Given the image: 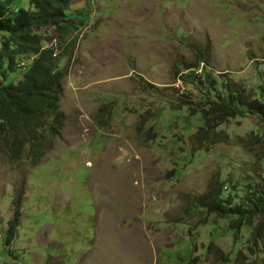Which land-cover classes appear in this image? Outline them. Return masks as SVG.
<instances>
[{
  "label": "rangeland",
  "instance_id": "obj_1",
  "mask_svg": "<svg viewBox=\"0 0 264 264\" xmlns=\"http://www.w3.org/2000/svg\"><path fill=\"white\" fill-rule=\"evenodd\" d=\"M70 9V39L38 30L63 53L64 125L39 152H0V264H264L260 217L239 226L203 207L219 185L234 206L264 182V115L246 109L207 133L233 90L246 103L264 92V0ZM17 62L0 65V83L31 60Z\"/></svg>",
  "mask_w": 264,
  "mask_h": 264
},
{
  "label": "trees",
  "instance_id": "obj_2",
  "mask_svg": "<svg viewBox=\"0 0 264 264\" xmlns=\"http://www.w3.org/2000/svg\"><path fill=\"white\" fill-rule=\"evenodd\" d=\"M13 1H0V65L7 62L8 69H12L16 63L20 66L17 61L23 57L31 62L24 67L21 78L7 84L0 83V152L9 161L27 152L29 144V151L33 148L39 152L42 143L46 139L51 143L52 137L64 125L66 114L60 102L64 95L62 81L67 71L59 68L63 53L58 47L45 48V38L38 30L54 28L57 41L64 42L71 35L75 19L70 9L73 0H27V8L12 6ZM228 97V100L217 102L212 107L216 123L209 125L207 133L215 134L216 129L213 128L216 125L245 113L246 109H255L264 115V92L247 103L244 91L239 89L233 90ZM256 139L261 140V137L257 135ZM229 196L230 200L222 196L219 185L205 196L203 207L220 217L238 214L239 226L243 222L250 224L254 216L260 217L254 227L253 238L255 241L261 237L264 239V182L259 188H250L249 194L240 196V201L234 206H231L232 198ZM19 216L16 213L15 220L10 222L9 242L19 227Z\"/></svg>",
  "mask_w": 264,
  "mask_h": 264
}]
</instances>
